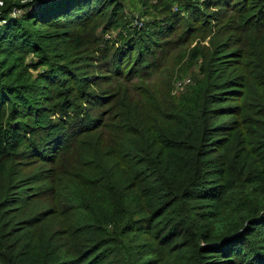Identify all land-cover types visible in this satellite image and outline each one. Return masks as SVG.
<instances>
[{
	"label": "trees",
	"instance_id": "trees-1",
	"mask_svg": "<svg viewBox=\"0 0 264 264\" xmlns=\"http://www.w3.org/2000/svg\"><path fill=\"white\" fill-rule=\"evenodd\" d=\"M132 1L0 0V264H264V0Z\"/></svg>",
	"mask_w": 264,
	"mask_h": 264
},
{
	"label": "rangeland",
	"instance_id": "rangeland-1",
	"mask_svg": "<svg viewBox=\"0 0 264 264\" xmlns=\"http://www.w3.org/2000/svg\"><path fill=\"white\" fill-rule=\"evenodd\" d=\"M152 5L153 3L149 6H142L134 0L128 5V9L142 21L148 19L150 21L153 17L161 18L160 10L153 8ZM195 43L196 41H191V37L187 36L172 42L170 48L161 54L157 71H152L151 76L148 77L149 85L157 88L161 95L171 97H176L186 90L187 86L182 88V84L177 83L187 77H190L192 82L194 81L197 64L196 61L190 59V50ZM136 82L137 80H134L133 83L136 84Z\"/></svg>",
	"mask_w": 264,
	"mask_h": 264
},
{
	"label": "built area",
	"instance_id": "built-area-1",
	"mask_svg": "<svg viewBox=\"0 0 264 264\" xmlns=\"http://www.w3.org/2000/svg\"><path fill=\"white\" fill-rule=\"evenodd\" d=\"M188 81H189V79H186V80H185V84H186ZM177 84H178V85H179V84H182V81H179Z\"/></svg>",
	"mask_w": 264,
	"mask_h": 264
}]
</instances>
